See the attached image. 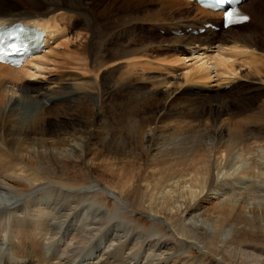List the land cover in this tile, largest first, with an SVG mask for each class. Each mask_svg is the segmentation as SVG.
Wrapping results in <instances>:
<instances>
[{
	"label": "bare ground",
	"instance_id": "bare-ground-1",
	"mask_svg": "<svg viewBox=\"0 0 264 264\" xmlns=\"http://www.w3.org/2000/svg\"><path fill=\"white\" fill-rule=\"evenodd\" d=\"M189 5L200 14L197 22L220 17L187 0H0V27L31 22L45 32L44 54L19 68L0 64V264H203L202 253L193 255L180 237L175 242L162 232L158 216L187 239L185 221L194 222L203 244L196 246L229 264H264V207L247 208L226 198L210 201L234 188L233 173L246 176L258 166L264 177V157L251 163L247 157L233 158L234 150L247 148L249 140L264 141V90L241 83L248 78L264 83L263 53L252 51L241 35H232L215 45V55H197L183 74L144 77L129 60L142 59L145 48H126L144 31L130 23L158 22ZM258 6L264 8V1ZM261 10L259 17L249 13L248 23L240 27L257 24L264 34ZM71 30L72 36L52 47ZM173 40L183 55L197 49L204 54L213 44L206 34ZM72 45L81 62L125 69L124 76L106 82L107 94L117 96L107 126L94 125L99 107L93 93H83L88 87L30 78L62 47L61 53L68 54ZM172 56L169 66L183 63L177 53ZM213 66L221 67L216 71L221 78L210 83ZM242 66L244 72L237 74ZM200 79L208 82L200 84ZM144 82L146 87H138ZM51 112L52 121L47 117ZM80 168L111 177L108 181L121 193L113 210L95 202L98 180L79 186L53 179ZM139 211L153 215L147 230L124 220Z\"/></svg>",
	"mask_w": 264,
	"mask_h": 264
},
{
	"label": "rangeland",
	"instance_id": "rangeland-1",
	"mask_svg": "<svg viewBox=\"0 0 264 264\" xmlns=\"http://www.w3.org/2000/svg\"><path fill=\"white\" fill-rule=\"evenodd\" d=\"M262 1H264V0H247L242 5V8H245L246 10L249 9L248 11L250 14H252L253 11L256 12V14L259 17V15H261V13H262L261 9H264V8L258 6V4ZM126 14H127V12H124V15H126ZM172 17H171L172 19L166 18V19L158 21V22L157 21H133L132 23H130V24H136V25H140V26L144 27V31L138 32V34H137L138 37H136V39L133 42H130L129 44H125L126 48H130V47L131 48H133V47L139 48L141 46L145 47L143 52H142L143 56H140L142 59H140L139 56H135V57L129 59L130 61H132V59H133L131 65L133 64L134 66H137L136 70L139 71V73H142V72L145 73L144 77L145 76L146 77L147 76L148 77H152V76L155 77V76H158L160 73H164V72L165 73H168V72L172 73L173 71H175L173 73H177V74H183L185 72H188L189 68H191V66H192L193 61H195L197 59V57L203 58L204 55H208V56L215 55L217 53L215 45H217L218 42H220V40L228 39L229 37L232 38V37L238 36V35H241L242 37L245 38V40L247 42H249V45L251 46V48L254 49L252 51L262 52L263 53L262 55H264V34L261 31H258V29H256L257 24H256V26L254 25V26H250L247 28H245L243 26L234 27V28H236L235 31L232 29L229 32H227V30L220 29L218 31L209 32L206 35H208L209 37L212 38L213 44L211 45V48H208L207 51L205 50L204 54H202V52L199 51L198 49H197V52L195 50L196 53L195 52L189 53L186 51V53H189V54H185V55L180 54L179 53L180 45H178V43H176V41L173 40V37L178 38V37H182V36L187 35V34H191L190 31L189 32L186 31V28L187 27L196 28V27L201 26L202 23L196 21L197 18H195V17L199 18L200 14H198V12L195 10V8L190 6V5L188 7H185L184 9L180 10V12L177 11L175 13V15H173ZM219 19H220V17H219ZM258 21H260V20H258ZM183 25H185L186 27ZM191 25H193V26H191ZM172 27H174V28H172ZM176 28L180 30L179 33L173 32L172 29H176ZM74 31H72L71 33L66 32L68 34H65V36L63 38H58V40L56 42L52 43L53 44L52 47L56 46L55 44L58 43L59 41L60 42L66 41L67 40L66 38H69L70 36H72ZM205 33L206 32H204L203 34H205ZM203 34H199V35H203ZM75 43H76V40L72 44H75ZM61 49H64V48L62 47ZM61 49L59 51L60 55L62 54L61 56L60 55L58 56V54L56 56L52 55L50 58H51V60H53V63L49 59L50 62H49V60L46 62L48 66L45 65L46 66L45 69L40 68L41 70L40 69L38 70V71H40V73L37 74L38 76L35 75V76H31V77L29 76V77L35 82L38 80H48V81H52V82H57L58 84H60V83L62 84V83H66L65 81H68V82H72V83H78V84L80 83L84 88L88 87L89 89H86V91L83 90V93H85V92L86 93L88 92L91 94L93 93L92 96L95 97V101H96L95 103L99 104V105L96 104L99 108L97 109L98 115H97V120L94 122V125L95 126H97V125L107 126L108 122L111 123V118L109 117V114H110L111 108L114 107V105L116 103L115 101L117 100V96L116 95L109 96L107 94L108 85H106V82L112 78H118V77L124 76L125 71H121V70H125V69L124 68L118 69L119 66H116L117 68L116 67L115 68L118 69V71H117V70H114L115 68L114 69L110 68L109 67L110 65L108 67H105V68H96L95 63L92 61L87 60V61L81 62L78 60L79 53H78V49L75 46H73V45L70 46V48H69L70 51L68 52V54H65L64 52L61 53L62 52ZM191 49H193V45H192ZM194 49H196V48H194ZM48 51L49 50H46L45 53H48ZM174 52L177 53L180 57H182V59H184V61H183V63L180 61V62L173 63V64L171 62V66H169L170 61L173 60L172 54L174 55ZM206 52H208V53H206ZM144 53H145V55H144ZM43 54H44V52H43ZM230 54H233V53H230ZM187 55H188V57H187ZM183 56H184V58H183ZM200 56H202V57H200ZM242 56L236 55L237 60L238 59L239 60L244 59V56H243V58H240ZM147 57H148V59H147ZM144 58H145V60H144ZM164 58H166V59H164ZM194 58H196V59L194 60ZM138 59H140V60H138ZM170 59H172V60H170ZM152 60H154L155 63H154V61L152 62ZM156 60H157V62H156ZM165 60H167V61H165ZM54 61L56 62V65H54L55 64ZM58 61L60 62V64H58L59 63ZM130 61H129V63H130ZM127 62L128 61H125V63H127ZM133 62H135V63H133ZM164 62H165V64H164ZM125 63L122 65H125ZM147 64H149V65L147 66ZM235 64H237V63H235ZM52 66H57V67H52ZM163 66H165V67H163ZM29 67H33V66H29ZM60 67H61V69H60ZM216 68H218V69H216ZM216 68L214 69V66L209 68V70L211 72V75H210L211 78H209V80L208 79H206V80L200 79V81L198 80L199 83L201 84L202 82H205L207 80L209 82L211 81L210 83H213L215 81V79L217 80L218 78H221L220 76L219 77L217 76V74H218L217 72L221 71V67H216ZM245 68H246V66H242L241 68H239V70H237V72H238L237 74H239L240 72L243 73ZM37 69H36V67H34L32 70L37 71ZM96 69H98V70H96ZM57 71H58V74H57ZM110 71H112V73ZM113 71H115V72H113ZM113 73H114V75H113ZM56 76H57V78H56ZM60 76H61L62 80H58V77H60ZM32 80L30 82H33ZM61 81H63V82H61ZM241 81H242L241 82L242 84L243 83L246 84L249 88H251V87H257L258 88V86L261 85V89L264 90V83H262V84L258 83V82H256L257 80L255 81L252 78H248V80H241ZM85 83L87 84V86L85 85ZM196 83H198V82H196ZM91 84L92 85L95 84V86L93 85V88H91V86H92ZM89 85H91V86H89ZM139 85L146 87L147 83H145V82L144 83H138V87H139ZM192 85H190V86H192ZM90 88H91V90H90ZM187 88H186V91L189 92V89H187ZM191 89H195V85L192 86ZM227 89H229V86H227L224 90H227ZM92 90L94 92H92ZM46 103L49 104V105H47V108H49V106H51V102H46ZM52 107H53V105L50 108H52ZM231 107H233V106H231ZM47 117H48V119L50 118L49 120H51V119L53 120L54 115L51 112V114L49 113V115ZM248 144L249 145L247 148H244V149L242 148V150H244V152L241 149L236 148L234 150V153H233V156H234L233 158L235 159L237 157V159H238L239 157H244V158L247 157L246 158L247 161H249V163H251V161H253V158H255V157H256V159L257 158L261 159L262 157H264V153H263L264 152V141L254 142L253 140H249ZM212 159H215V158L212 157ZM237 159H235V161ZM262 159L264 161V158H262ZM259 169L260 168L258 166L252 167L250 174L246 175V176H244L242 174L240 175L237 172L235 173V175L233 173L232 176H235L234 179L237 180V183H235L236 185L234 184V186H233L234 188H232L228 184L225 185V187H231L230 191H228V193H231L232 195L230 194L231 195L230 196L227 193V191H226V193L222 194V196H219V197L217 196L219 194L214 195V196L212 195L213 197L210 195L212 197V198L209 197L210 201H212L213 203L216 201L215 203H217V201H219V198H226L228 200L232 199L231 201L233 204H235L236 202L237 203L240 202L243 205L246 204L247 208L252 207V206H255L257 208L258 207L259 208L264 207V179H263L264 177L261 175V173H260L261 170H259ZM75 170L69 171L66 174H55L53 176L54 177L53 179L64 180V181H67V182H70V183H73V184H76L79 186L87 184L88 182H91L93 179H95L96 181L98 180L97 182L98 183L100 182L99 183L100 190H99V192L96 193L97 197H95L94 200L97 203V205H100L101 209L107 210V211L113 210L115 207V201H116L115 198L120 196L121 193L118 191L117 188L114 187V184L111 183V181H108L111 177L108 174H104V173L98 172V171L91 173L90 170L87 168H80V169H75ZM236 176H238V177H236ZM223 189H225V188H223ZM227 189H229V188H227ZM220 192H222V189L220 190ZM182 202H185V201L182 200ZM178 204L176 203V205H178ZM184 205L182 207H184ZM173 210H174V208L171 209L172 212L170 211V213L173 214L174 213ZM178 212H179V216H181V218H183L184 213L180 212V209L178 210ZM150 214H151L150 212L149 213H144V212H140V211L139 212H130L125 217L124 220L128 221L130 224L138 225L141 230H144V229L147 230V228L151 224L150 220L153 216V215L149 216ZM157 218H159V221L157 222V226L162 230V232H165L166 234H168L171 237L173 236L175 239V242H177V237H180L183 241H185V245L189 247V249L192 251L193 255L202 253L203 255L201 256L202 258H200V259H201V262L203 264H229L227 261H224L221 257L219 258L218 256H216L214 254L205 253L203 251L204 249L200 250L198 248V246H196V245H199V247L201 248V247H203V244L201 243L202 240L200 241L201 237L199 236V233L196 234L197 232H199V229L196 227L197 225L194 224V222H192V225H191L190 221L186 220L189 224L185 221L186 229L188 230V233H189L188 234L189 238L187 239V235H186V237L185 236L181 237V235L178 236L177 233H174L173 232L174 228H172L171 226H169V227H171V228H169L165 224L166 220L164 219L163 216H160V217L158 216ZM192 227H194V228H192ZM190 231H191V234H190ZM190 236H192V237H190ZM193 236H195V237L193 238ZM190 240H192V241H190ZM251 246L253 247L255 245H251ZM256 247L259 248L258 245ZM256 247L255 248L253 247V249H256Z\"/></svg>",
	"mask_w": 264,
	"mask_h": 264
},
{
	"label": "snow or ice",
	"instance_id": "snow-or-ice-1",
	"mask_svg": "<svg viewBox=\"0 0 264 264\" xmlns=\"http://www.w3.org/2000/svg\"><path fill=\"white\" fill-rule=\"evenodd\" d=\"M216 4L220 5V6H224V5H228L229 4V0H215ZM225 14H224V23L225 26L228 27L230 25L233 24V17L236 15V11L235 10H230V6L226 7L224 10ZM241 20H245L247 21L249 19V17H247L246 15H241L239 17Z\"/></svg>",
	"mask_w": 264,
	"mask_h": 264
}]
</instances>
